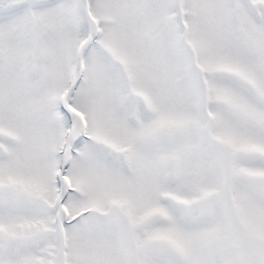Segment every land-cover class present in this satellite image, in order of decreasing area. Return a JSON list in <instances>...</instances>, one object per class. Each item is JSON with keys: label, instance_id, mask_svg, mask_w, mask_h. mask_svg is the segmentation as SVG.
I'll return each mask as SVG.
<instances>
[{"label": "snow or ice", "instance_id": "1", "mask_svg": "<svg viewBox=\"0 0 264 264\" xmlns=\"http://www.w3.org/2000/svg\"><path fill=\"white\" fill-rule=\"evenodd\" d=\"M0 264H264V0H0Z\"/></svg>", "mask_w": 264, "mask_h": 264}]
</instances>
